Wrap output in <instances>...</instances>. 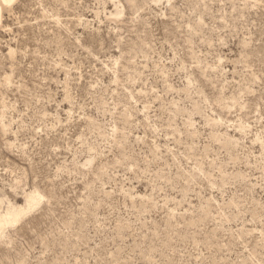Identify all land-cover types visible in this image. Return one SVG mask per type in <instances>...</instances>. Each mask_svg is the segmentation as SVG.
<instances>
[{
  "label": "rangeland",
  "instance_id": "rangeland-1",
  "mask_svg": "<svg viewBox=\"0 0 264 264\" xmlns=\"http://www.w3.org/2000/svg\"><path fill=\"white\" fill-rule=\"evenodd\" d=\"M2 8L0 264H264V0Z\"/></svg>",
  "mask_w": 264,
  "mask_h": 264
},
{
  "label": "bare ground",
  "instance_id": "bare-ground-1",
  "mask_svg": "<svg viewBox=\"0 0 264 264\" xmlns=\"http://www.w3.org/2000/svg\"><path fill=\"white\" fill-rule=\"evenodd\" d=\"M14 1L15 0H0V22H1L2 12H3L2 6L3 5L8 6V5L12 4ZM39 202H40L39 196H36V195L31 196V198L29 200L30 207L38 205ZM16 217L17 216H14V218H13V215H11V214H7L4 217H1V215H0V234H2L1 232L3 231V227L6 224H9L11 222H18V219Z\"/></svg>",
  "mask_w": 264,
  "mask_h": 264
}]
</instances>
